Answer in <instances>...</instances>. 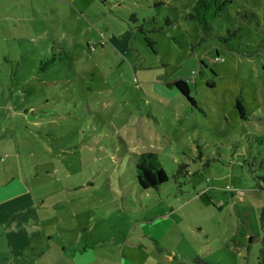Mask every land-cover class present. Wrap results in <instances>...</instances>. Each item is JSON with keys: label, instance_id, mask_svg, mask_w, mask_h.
<instances>
[{"label": "rangeland", "instance_id": "obj_1", "mask_svg": "<svg viewBox=\"0 0 264 264\" xmlns=\"http://www.w3.org/2000/svg\"><path fill=\"white\" fill-rule=\"evenodd\" d=\"M195 1H6L19 80L30 79L3 87L27 89L20 136L35 141L36 172L44 159L50 170L37 189L49 207L72 209L63 216L96 264H258L264 0H231L205 42L184 20ZM176 80L195 106L169 86ZM149 152L169 180L143 190L135 162Z\"/></svg>", "mask_w": 264, "mask_h": 264}, {"label": "crops", "instance_id": "obj_2", "mask_svg": "<svg viewBox=\"0 0 264 264\" xmlns=\"http://www.w3.org/2000/svg\"><path fill=\"white\" fill-rule=\"evenodd\" d=\"M6 1L0 0V43H8L0 48V264H96L94 249L82 244L78 226L68 227L73 222L63 216L72 209L49 207L45 189H37L41 185L35 183L40 181L37 178L50 170L44 159L39 163L44 174L36 172L35 141L28 140L27 134L20 136V119L24 115L23 124L29 127L25 121L32 110L29 104H23L27 89L18 87L9 93L3 87L27 85L30 79L19 80V47L9 44L18 39L4 24L15 17L3 12L6 3L10 5ZM34 78L43 79L39 77V66L34 69ZM42 148L44 156L50 157V149Z\"/></svg>", "mask_w": 264, "mask_h": 264}, {"label": "trees", "instance_id": "obj_3", "mask_svg": "<svg viewBox=\"0 0 264 264\" xmlns=\"http://www.w3.org/2000/svg\"><path fill=\"white\" fill-rule=\"evenodd\" d=\"M231 0H196L189 13L184 16L185 21L196 23L201 33V42L207 41L212 32L213 25L231 4ZM146 43L150 48L156 45L153 40L146 37ZM53 51V48L51 49ZM54 56L52 59L45 62H40L39 72H47L50 66L56 62ZM169 86L175 87L187 100L196 105L190 97V90L188 83L184 80H176ZM242 113V107H237ZM186 165H180L177 175L184 174ZM136 179L139 187L143 190L158 189L161 185L168 182L169 177L166 170L163 168L158 155L155 153H142L136 157L135 162ZM261 225L264 228V208L260 213ZM258 264H264V239L262 240V248L259 252Z\"/></svg>", "mask_w": 264, "mask_h": 264}]
</instances>
